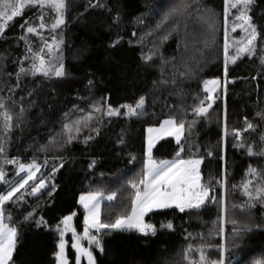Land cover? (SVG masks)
Returning a JSON list of instances; mask_svg holds the SVG:
<instances>
[{"label":"trees","instance_id":"obj_1","mask_svg":"<svg viewBox=\"0 0 264 264\" xmlns=\"http://www.w3.org/2000/svg\"><path fill=\"white\" fill-rule=\"evenodd\" d=\"M185 2L191 7L166 22L181 0H65L64 23L55 30L52 9L25 5L6 23L0 33V194L19 182V163L40 166L35 181L3 205L5 221L18 232L13 264H56L62 219L75 213L77 231L84 229L81 194H115L101 205L105 223L130 211L128 182L142 173L146 130L167 119L184 123L180 144L159 141L153 158L172 160L182 147L180 158L201 161V182L211 186L215 199L198 209L146 214L155 234L102 230L104 250L93 249L96 264H200L201 251L211 264L220 260L221 249L224 264H264V199H250L244 189L251 181L248 191L255 197L256 187L264 186V0H252L247 11L258 32L254 54L227 64L225 0ZM42 15L46 27L40 29ZM236 16L230 8V37L238 34L233 25L242 24ZM29 25L39 34L27 33ZM54 38L59 47L51 55L65 75H33L35 54L47 62L46 45ZM210 79L220 82V91L207 112L196 116L194 108L208 107L202 85ZM141 96L140 116H126L123 108L116 116L104 114L109 106H135ZM4 112L12 117L10 129ZM89 115L79 133L65 130ZM69 135L75 136L71 142ZM250 167L259 175L250 174ZM41 179L45 186L31 194ZM69 257L74 264L70 248Z\"/></svg>","mask_w":264,"mask_h":264},{"label":"snow or ice","instance_id":"obj_2","mask_svg":"<svg viewBox=\"0 0 264 264\" xmlns=\"http://www.w3.org/2000/svg\"><path fill=\"white\" fill-rule=\"evenodd\" d=\"M196 0H193L195 3ZM252 3V0H225V63L227 64L229 60L228 48L229 42L227 39V17L230 8H237L239 15L236 16V20L243 21L242 24H234L232 31L235 32L237 27H240L243 31L248 33L246 37V43L237 42L241 46L238 47L237 56L240 54L253 55L255 52L254 42L257 40L258 32L254 25L250 23L251 17L247 15L249 5ZM25 5L39 6L42 10L44 8L52 9L56 14L55 23L51 25V28L55 30L59 25L64 23L63 12L66 8L65 0H0V33L4 32L6 23L11 21L14 17L21 15L22 9ZM103 7V5H99ZM191 7V4L181 0V3L171 10L164 17V22H166L170 16L176 13L186 12ZM9 9L11 10L9 13ZM41 23L39 25L40 29L46 27L43 22V15L40 17ZM250 30V31H249ZM27 33L37 32V28L29 25L26 28ZM25 39L26 37H21ZM27 42V40H26ZM119 43V40L113 43V47ZM49 50V58L47 62L45 58L39 53L35 54L36 59L39 60V64H33L29 71L33 75L39 73L44 77L50 78L52 75L55 77H62L65 75L64 66L61 63L59 66H56L54 63V57L51 55L53 48L58 49L59 44L56 42L55 38L52 43L46 45ZM30 52L32 49L29 47ZM43 52V49H41ZM237 56H232L231 60L235 62ZM145 59H151V57H145ZM264 63V59H262ZM26 69L23 67L20 69V72H25ZM19 75V74H18ZM91 83V81H89ZM212 84L213 87L209 88L208 85ZM217 81H206L205 90L209 93L207 99L212 100V92L216 90L215 86ZM145 104V97L141 96L136 102L135 106L132 105H121L120 108H112L109 106L104 113L107 116H116L120 114V109H126L124 113L126 116H140L142 115V110ZM203 101L201 102V105ZM3 107V105H0ZM211 107V104L208 107L198 106L193 109L196 116L204 115L208 108ZM94 111L100 112V107L94 106ZM3 119L5 125L10 129L12 117L7 112H4ZM92 117L89 115L84 118V121H77L75 129L73 126L65 125V130L68 133H72L75 130L76 133H79L80 128L79 124L91 120ZM251 124H248V128H252ZM184 129V123H177L174 119L164 120L158 129L149 128L148 132L156 133V137L149 136L147 148L145 152L146 159L144 161V166L140 178L138 180L133 179L129 180V186L133 189V194L131 195V206L130 211L126 214L118 215L114 222L105 223L101 220V208L100 202L102 199H107L112 201L114 195L105 196L104 193L97 189L95 191H89L86 194H81L79 197L78 203L84 208V231L82 235H78L76 230L72 227L71 221L75 213L65 216L61 224L63 228L59 225L57 226V231L59 232V243L57 244V251L55 253L56 264H68V259L66 257V241L65 233L71 231L72 233V243L71 247L76 252V264H81V258H87V264H95V258L90 246L95 244L101 252H103V246L100 239L98 238L102 230H138L140 233L147 235L149 232L155 234V227L152 224L144 222V216L152 211L153 209H167L175 206L180 212H184L186 209L199 208L202 204L205 203L206 199L214 200L215 197L210 196L211 186L203 184L201 182V175L199 172V165L201 161L199 159H182L180 154L183 151L181 147L180 151L176 153V158L172 160H155L152 156V148L156 138H159L163 135H174L177 141V144H180V139L182 135V130ZM75 136L69 135L68 142H71ZM86 139H91L88 137ZM264 139V137H262ZM3 153V147L0 145V154ZM248 154L253 155V147H248ZM10 164L18 163L15 160L6 161ZM92 167V165H89ZM39 165L33 163L31 165H25L19 163L17 175L20 173L26 172L27 175L22 177L18 183L10 187V191H7L6 194H0V264H13V253L16 248L18 232L16 227L12 226L10 223L5 221V215L3 210V205L6 201H9L13 198L14 194L18 193L20 189L25 188L30 180H33L35 177V170H38ZM55 171V169L53 170ZM249 173L253 176H258L259 173L254 168H249ZM4 172L0 169V180H4ZM251 181H248L244 184L245 195H248L250 199H264V186L256 187V195L253 197L252 193L248 191L249 184ZM44 186V180L41 179L39 184L32 187L31 194H35L40 188ZM31 216V213L29 214ZM28 219V217H26ZM8 220H11V217H8ZM42 219L37 221V226L42 223ZM235 224L236 222L233 221ZM163 226V225H162ZM168 228H172V224L167 225ZM94 230V231H93ZM220 232L223 233V227L221 226ZM87 240L89 247L83 246L81 243L82 240ZM185 258L187 259V252L185 253ZM200 264H209L204 253L201 251L200 254ZM211 264H224L223 261V250L221 249V258L219 261H212Z\"/></svg>","mask_w":264,"mask_h":264},{"label":"rangeland","instance_id":"obj_3","mask_svg":"<svg viewBox=\"0 0 264 264\" xmlns=\"http://www.w3.org/2000/svg\"><path fill=\"white\" fill-rule=\"evenodd\" d=\"M236 10H237V15H239V11H238V9L237 8H235ZM242 23H243V21H242ZM237 25H239V24H237ZM236 31H238V34L236 35V36H234V37H230V36H228L227 37V39H228V42H229V48H228V51H229V54H228V56H229V62H233L232 60H231V57L232 56H237V50H238V47L239 46H241L240 44H238L237 42H243V43H246L247 41H246V37H247V35H248V33H246L245 31H243L240 27H237L236 28ZM250 31V30H249ZM246 54V53H245ZM244 54H240L239 56H237V58H236V60L235 61H237L239 58H241L242 56H243ZM206 81H217V84H216V86H215V88H216V90L214 91V92H212V100H208V102H209V104H211V106L214 104V102H215V98H216V94L220 91V88H221V84H220V82L218 81V80H216V79H210V80H206ZM205 81V82H206ZM205 82L203 83V85H202V87H203V91L206 93V95H207V97H208V95H209V93L205 90ZM208 87L209 88H212L213 87V85L212 84H209L208 85ZM208 104V105H209ZM168 120V119H167ZM161 125V124H160ZM160 125L159 126H157V127H151V128H153V129H158L159 127H160ZM153 136L154 138L156 137V133H149L148 132V129L146 130V134H145V152H146V148H147V143H148V139H149V136ZM182 135H183V130H182ZM182 135H181V138H182ZM166 138H171V139H173L176 143H177V141H176V138H175V136L174 135H163V136H161V137H159V138H156L155 139V142H154V144H153V148H152V151H153V149H154V147L156 146V144L159 142V141H161V140H163V139H166ZM181 140V139H180ZM145 159H146V156H145ZM145 161V160H144ZM200 166V165H199ZM39 172H40V166H39V168H38V170H35V177H37L38 175H39ZM27 175V173L26 172H24V173H20V175H19V177H20V179L22 178V177H24V176H26ZM35 177L33 178V180H30L29 182H28V184L29 183H31V182H34L35 181ZM2 180H0V182H1ZM28 184L25 186V187H27L28 186ZM44 186H45V181H44ZM43 186V187H44ZM42 187V188H43ZM42 188H40V189H42ZM23 189H25V188H23ZM23 189H20V190H23ZM39 189V190H40ZM38 190V191H39ZM15 195V194H14ZM105 196H107V195H105ZM107 199H102L101 200V202H100V204L102 205V201H106ZM7 202V201H6ZM5 202V203H6ZM107 202H109L108 200H107ZM79 204V203H78ZM80 205V204H79ZM81 206V205H80ZM82 207V206H81ZM173 207H175V206H173ZM82 209H83V211H84V208L82 207ZM156 209H153L152 211H150V212H153V211H155ZM158 211H161V210H164V209H157ZM150 212H148V213H150ZM147 213V214H148ZM71 215V214H70ZM84 215H85V211H84ZM68 216V215H67ZM145 217V216H144ZM84 221V220H83ZM71 224H72V227L76 230V232H77V234L78 235H82L83 234V231H84V229H83V231L82 232H78L77 231V229H76V227H75V215L73 216V218H72V221H71ZM62 225V224H61ZM83 226H84V223H83ZM61 228H63V225L61 226ZM94 231V230H93ZM125 231H136V232H139L138 230H135V229H133V230H125ZM140 233V232H139ZM59 239H60V237H59ZM65 241H66V257H67V259H68V264H70V262H71V259H70V257H69V248L74 252V264H76V252H75V250L71 247V243H72V233H71V231H69V232H66L65 233ZM58 243H59V240H58ZM81 243L83 244V246H85V247H89V245H88V241L85 239V240H82L81 241ZM96 246H95V244H92L91 246H90V250L92 251V253H93V249L95 248ZM58 250V249H57ZM98 251H100L99 249H98ZM93 256H94V253H93ZM55 260H56V258H55ZM81 264H87V258L86 257H82L81 258ZM95 264H96V262H95Z\"/></svg>","mask_w":264,"mask_h":264},{"label":"crops","instance_id":"obj_4","mask_svg":"<svg viewBox=\"0 0 264 264\" xmlns=\"http://www.w3.org/2000/svg\"><path fill=\"white\" fill-rule=\"evenodd\" d=\"M200 167V166H199ZM80 197V196H79ZM105 200V199H104ZM78 201H79V198H78ZM102 202H107V200L106 201H102ZM100 208H101V204H100ZM171 208H175V207H171ZM171 208H167V209H171ZM192 209H194V208H192ZM196 209V208H195ZM164 210H166V209H164ZM155 211H158L157 209L155 210Z\"/></svg>","mask_w":264,"mask_h":264}]
</instances>
